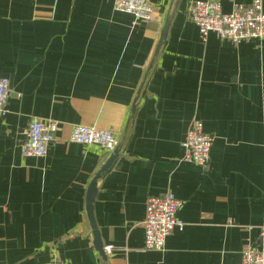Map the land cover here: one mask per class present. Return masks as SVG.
<instances>
[{"label":"crops","instance_id":"crops-1","mask_svg":"<svg viewBox=\"0 0 264 264\" xmlns=\"http://www.w3.org/2000/svg\"><path fill=\"white\" fill-rule=\"evenodd\" d=\"M172 1L149 0L151 21L133 27L114 0H0V78L10 90L0 115V264H102L85 204L108 156L71 143L70 131L121 139ZM252 1L220 4L229 13ZM188 4L177 0L123 148L97 183L106 264H238L246 247L264 251V41L203 39ZM34 118L56 122V140L45 157L22 158ZM194 118L213 138L205 167L182 161ZM168 192L183 230L145 250L146 199Z\"/></svg>","mask_w":264,"mask_h":264},{"label":"built area","instance_id":"built-area-1","mask_svg":"<svg viewBox=\"0 0 264 264\" xmlns=\"http://www.w3.org/2000/svg\"><path fill=\"white\" fill-rule=\"evenodd\" d=\"M113 9L118 13L130 15L133 27L138 23L151 21L153 15V7L149 0H114ZM187 14L203 39L213 33L233 46L264 41V10L261 0H253L248 5L234 4L229 13L222 11L220 0H189ZM9 93L8 80L0 78V115L6 113ZM56 132V122L31 119L25 130L24 140L20 144L21 157H45L49 146L56 140ZM69 141L82 146H96L103 156H109L118 139L110 131L99 130L93 126L74 125L70 131ZM212 143L213 138L204 132L202 123L198 119H192L181 143L182 161L205 167ZM180 206L181 202L169 192L146 199L142 223L145 250H162L173 230H183V224L177 219ZM263 232L264 223L260 238L261 246ZM109 248L107 247L106 251H109ZM47 264L62 263L51 261ZM238 264H264L263 249L246 247Z\"/></svg>","mask_w":264,"mask_h":264},{"label":"water","instance_id":"water-1","mask_svg":"<svg viewBox=\"0 0 264 264\" xmlns=\"http://www.w3.org/2000/svg\"><path fill=\"white\" fill-rule=\"evenodd\" d=\"M177 6V0H173L172 4L169 7L168 13L166 15L165 21H164V25L162 28V31L160 33V37L158 39L157 45L155 47L154 53L149 61V64L147 66V69L144 73L143 79L141 81L140 87L136 93V96L134 98V101L132 103V107L130 110V115L128 118V123H127V127L121 137V139L117 142L115 148L113 149V151L110 153V155L108 156L107 160L105 161V163L100 167V169L98 170V172L95 174V176L93 177V179L91 180L87 192H86V215L91 227V231H92V237H93V247L94 249L97 251V253L100 256L101 259V263L102 264H106V255L105 252L103 250V245L102 242L100 240V236L98 233V229L96 227V223L93 217V203L97 194V183L98 181L104 176V174L112 167V165L114 164V162L118 159L119 154L123 148L124 142L126 140V136L128 133V129L130 128V125H132V121L134 118V114L136 112L137 106L140 102V97L142 95L143 92V88L145 86V84L148 81V78L150 76V73L154 67V65L156 64L159 54L161 52V49L166 41L167 35H168V29L170 27L171 24V20L174 14V11L176 9Z\"/></svg>","mask_w":264,"mask_h":264}]
</instances>
